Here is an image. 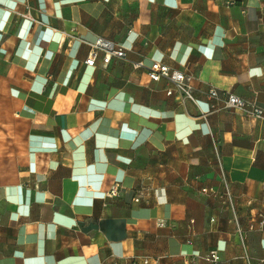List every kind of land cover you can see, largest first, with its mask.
Wrapping results in <instances>:
<instances>
[{
	"label": "crops",
	"instance_id": "0c3cea01",
	"mask_svg": "<svg viewBox=\"0 0 264 264\" xmlns=\"http://www.w3.org/2000/svg\"><path fill=\"white\" fill-rule=\"evenodd\" d=\"M99 37L129 61L86 66ZM152 62L198 103L133 66ZM210 88L264 108V0H0V264H247L203 189H224L218 155L241 226L264 213V121L208 112Z\"/></svg>",
	"mask_w": 264,
	"mask_h": 264
},
{
	"label": "built area",
	"instance_id": "2783aa9c",
	"mask_svg": "<svg viewBox=\"0 0 264 264\" xmlns=\"http://www.w3.org/2000/svg\"><path fill=\"white\" fill-rule=\"evenodd\" d=\"M89 48L90 50L88 56L84 61V64L88 67H95L99 58H101L104 66L109 65L113 58L129 61L127 50L122 45L102 37L97 38L93 43H89ZM133 66L135 68H145L152 81H165L168 85L166 90L167 96L175 95L178 101L182 104L187 101H191L195 104L198 103V100L193 92V87L190 83L191 78L183 71L173 70L168 65L161 62H152L148 67L143 65V63H133ZM204 96L208 102V112L234 111L251 119L264 121V108L253 101H248L230 92H220L216 88H210ZM217 159L224 189L223 191L218 192L209 188L203 189V192L210 193L217 197L232 213L233 220L236 224L235 233L239 239L240 245L243 248L244 258L246 259L247 264H264V258H260L255 261V259L251 257L246 244L248 236L247 233L249 231H254L256 228L260 230L264 229V213L259 212L251 214L247 230L241 226L238 218L237 204L228 185L227 176L223 170L222 163L218 155ZM120 188V183H114L110 187L107 196H118ZM135 200L139 201V198H136ZM207 259L211 264H218L220 262L219 252L217 250H212ZM130 264H151V260L149 257L135 258L130 262Z\"/></svg>",
	"mask_w": 264,
	"mask_h": 264
}]
</instances>
